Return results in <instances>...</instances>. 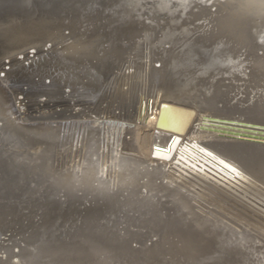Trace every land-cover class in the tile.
<instances>
[{
    "label": "bare ground",
    "instance_id": "1",
    "mask_svg": "<svg viewBox=\"0 0 264 264\" xmlns=\"http://www.w3.org/2000/svg\"><path fill=\"white\" fill-rule=\"evenodd\" d=\"M134 1L55 2L70 13L99 5L76 21L38 14L50 0H0V57L31 42L62 44L40 61L31 53L0 64V264H205V250L229 256L224 264H245L247 256L264 264V188L227 180L220 165L213 179L183 176L173 161L153 156L156 145L176 137L173 157L186 142L190 161L206 147L258 176L264 144L217 131L208 118L221 114L198 96L187 70L194 63L166 61L154 50V33L130 8ZM106 7L119 10L117 20L90 25ZM205 161L216 170L201 156ZM100 172L114 187L124 182L118 192L126 195L118 200L100 190L95 197L104 203L83 209ZM163 179L181 186L155 184ZM62 194L68 204L52 201Z\"/></svg>",
    "mask_w": 264,
    "mask_h": 264
},
{
    "label": "water",
    "instance_id": "2",
    "mask_svg": "<svg viewBox=\"0 0 264 264\" xmlns=\"http://www.w3.org/2000/svg\"><path fill=\"white\" fill-rule=\"evenodd\" d=\"M50 1L46 10L42 9L45 8L43 6L38 9V14L43 13L56 17L59 13H65L71 20L77 21L88 12L95 13L100 9L97 8L99 7L97 3H93L92 8L89 6V10L81 8L80 12L70 13L56 5L55 2L58 3V0ZM25 2L30 3L31 0H25ZM53 4L58 8L53 7ZM130 8L133 12H137L145 29L151 28L154 33L152 37L154 50L163 55L166 61L185 59L194 63L187 70L196 77L192 83L197 85L201 91L198 96L209 99V102L214 101L213 112L221 114L218 115L220 118H208L217 131L223 136L227 134L230 139H235L236 136L238 137L236 140L248 138L264 144V0H136ZM101 14L104 16L103 19L97 16V19L101 21L93 19L90 25L96 22L112 23L113 20H117L120 13L117 9L106 7ZM188 17L192 20H187ZM207 24H210L211 28L207 27L204 30L206 32L191 34L186 30H192L190 27L193 26L203 27ZM115 27L123 29V24ZM51 45L53 48L62 46L55 40L27 43L2 55L0 64L31 53L38 54L35 56L38 61L46 55L52 57L47 52ZM226 104H229L228 111H219L220 107ZM166 107L167 105L160 107L157 126L161 111ZM220 169L222 173H225L221 166ZM77 171L76 169L73 173L76 177L75 185L79 187L81 176L78 177L77 174L82 175V172ZM247 172L249 173H243L249 179L248 182L246 179L242 181L234 178V180L253 190H257V187L264 188V171L258 173V176L250 173L253 172L251 169ZM104 179L109 181L105 182ZM251 180L255 181V184ZM155 184L168 189L181 186L180 182L170 179L157 180ZM124 186L123 182L114 187L111 180L105 178L103 172H100L89 185L91 195L82 198L80 207L83 209L98 208L104 202L98 200L95 193L103 190L104 194L119 196L118 189L122 190ZM184 191L189 197L195 199L196 204L201 203L197 196ZM124 195L126 192L116 198L123 200ZM78 196H82V193L77 189L76 197ZM52 201L58 204L63 203V205L69 203L68 197L64 194L54 195ZM234 228L238 230L237 227ZM132 246L135 245L132 244ZM206 252L207 250L202 253L205 256L202 262L205 264L231 262V258L226 254L224 257L223 254ZM167 257L170 259V255ZM196 259L201 262L200 259ZM242 259H246L244 262L247 264H258L259 262L256 257L252 256Z\"/></svg>",
    "mask_w": 264,
    "mask_h": 264
},
{
    "label": "snow or ice",
    "instance_id": "3",
    "mask_svg": "<svg viewBox=\"0 0 264 264\" xmlns=\"http://www.w3.org/2000/svg\"><path fill=\"white\" fill-rule=\"evenodd\" d=\"M157 67H159V65H157ZM0 75H3V73H0ZM191 139L192 137H189V140ZM180 144H181V141L178 138L173 137L168 142L166 147H161L159 145H156L153 151V156L155 159L173 161V165L175 166L178 174H181L183 176H189V175L195 176L199 174L202 177L213 179L216 176V173L220 171L219 168H216V165H220L225 170V174H230V175H227V180H232L234 178L235 179H246L244 173L238 167H236L232 163H229L227 160L222 159L219 155L215 153V151L208 150L206 147H200L199 148L200 155L193 156L191 161L185 155V153L187 152L186 142L184 144V147L180 149V152L178 155H176L175 157H173L172 155H169V153L175 152L177 145H180ZM192 147L196 148L197 146L193 144ZM161 153L162 155H160ZM201 156L207 157L209 160L214 162L211 168H214L216 170L211 171V169H206L205 164H207L208 161H205L204 163H200ZM221 180H223V177H221ZM227 180H224V182L227 183ZM220 182H221L220 180H217V183H220Z\"/></svg>",
    "mask_w": 264,
    "mask_h": 264
},
{
    "label": "rangeland",
    "instance_id": "4",
    "mask_svg": "<svg viewBox=\"0 0 264 264\" xmlns=\"http://www.w3.org/2000/svg\"><path fill=\"white\" fill-rule=\"evenodd\" d=\"M200 206H201V208L203 209V211L204 210H207V208H205L204 206H203V204H201V203H198ZM206 212V211H205ZM14 239H17V238H14ZM9 242V241H8ZM1 244H5V245H7L8 243H7V241L6 242H3V243H1ZM0 250H1V247H0Z\"/></svg>",
    "mask_w": 264,
    "mask_h": 264
}]
</instances>
